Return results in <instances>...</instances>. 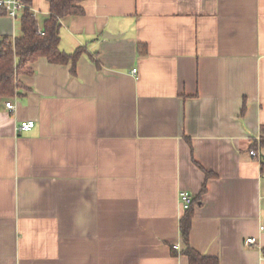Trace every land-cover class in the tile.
<instances>
[{"label": "crops", "instance_id": "0c3cea01", "mask_svg": "<svg viewBox=\"0 0 264 264\" xmlns=\"http://www.w3.org/2000/svg\"><path fill=\"white\" fill-rule=\"evenodd\" d=\"M80 4L59 31L75 72L38 57L0 100V264H188L181 189L194 249L264 264V0Z\"/></svg>", "mask_w": 264, "mask_h": 264}, {"label": "trees", "instance_id": "16d2710c", "mask_svg": "<svg viewBox=\"0 0 264 264\" xmlns=\"http://www.w3.org/2000/svg\"><path fill=\"white\" fill-rule=\"evenodd\" d=\"M22 1L25 8L18 17L19 34L14 38L0 36V100L14 95L20 84L17 77L32 72L30 63L38 57H45L51 63L70 64L71 72L74 73L76 62L83 52L82 47H77L72 52L59 48L60 20L83 13L80 4L82 0H48L49 14L42 22L41 34L36 33L38 22L30 13L29 0ZM0 14H6V11L0 8ZM137 50L140 53L146 51L143 44ZM259 144L264 145V126L261 127ZM205 175L208 177L212 173L205 171ZM196 202V197L192 198L189 207L183 210L179 219V231L184 242L180 253L186 255L188 264H219L216 256L202 254L189 244L188 235ZM176 251L173 247L172 252L176 254ZM261 254L264 257V247Z\"/></svg>", "mask_w": 264, "mask_h": 264}, {"label": "built area", "instance_id": "2783aa9c", "mask_svg": "<svg viewBox=\"0 0 264 264\" xmlns=\"http://www.w3.org/2000/svg\"><path fill=\"white\" fill-rule=\"evenodd\" d=\"M0 8L6 11V14L11 16L12 18L17 19L21 14L22 10L25 8V3L22 0H0ZM31 15L36 18V12L31 7L29 8ZM36 33H42V26L37 24ZM135 68L132 69L135 72ZM5 107L8 109H12L14 107L13 102L10 100L5 101ZM34 121L31 119L22 120L20 121L19 125L17 126V130H27L33 127ZM259 137L256 139V147H259ZM257 148H252L249 150V155L256 156L257 155ZM178 201L179 206L182 210L187 209L192 201V196L187 190L181 189L178 192ZM259 228L262 230L264 229V225H260ZM246 243L253 244L255 243V237H247L245 239Z\"/></svg>", "mask_w": 264, "mask_h": 264}, {"label": "rangeland", "instance_id": "374dc122", "mask_svg": "<svg viewBox=\"0 0 264 264\" xmlns=\"http://www.w3.org/2000/svg\"><path fill=\"white\" fill-rule=\"evenodd\" d=\"M16 29H17V34L20 32V30H19V22H18V20L16 21Z\"/></svg>", "mask_w": 264, "mask_h": 264}, {"label": "water", "instance_id": "95a60500", "mask_svg": "<svg viewBox=\"0 0 264 264\" xmlns=\"http://www.w3.org/2000/svg\"><path fill=\"white\" fill-rule=\"evenodd\" d=\"M105 34V36H117V34H111V33H109V32H106V33H104Z\"/></svg>", "mask_w": 264, "mask_h": 264}]
</instances>
